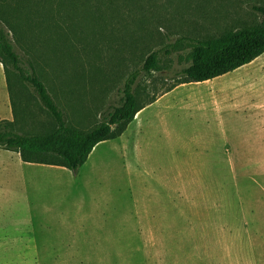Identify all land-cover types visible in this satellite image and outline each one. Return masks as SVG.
<instances>
[{
    "label": "rangeland",
    "instance_id": "obj_1",
    "mask_svg": "<svg viewBox=\"0 0 264 264\" xmlns=\"http://www.w3.org/2000/svg\"><path fill=\"white\" fill-rule=\"evenodd\" d=\"M255 6L264 0H21L14 31L2 24L86 131L151 53L158 67L134 86L141 104L176 86L198 43L261 24ZM221 79L239 82L247 105L226 113L221 132L199 110L160 104L77 173L0 149V264H264V54ZM8 84L0 63V122L52 129Z\"/></svg>",
    "mask_w": 264,
    "mask_h": 264
},
{
    "label": "trees",
    "instance_id": "obj_2",
    "mask_svg": "<svg viewBox=\"0 0 264 264\" xmlns=\"http://www.w3.org/2000/svg\"><path fill=\"white\" fill-rule=\"evenodd\" d=\"M11 8L7 9L10 10L8 14L0 11V63L5 69L8 86L12 93L16 89V95L35 98L52 118L54 126L43 133H23L17 131L15 122L1 121L0 149L19 154L24 163L58 166L77 173L99 144L121 137L137 114L152 103L141 104L134 86L140 72L158 67L159 55L151 53L141 70L129 74L116 105L103 113L101 123L84 131L69 124L66 113L51 95L34 60L17 51L2 23L10 22L11 31H14V25L8 19L20 10L21 0ZM254 10L263 17L261 24L198 43L189 55L190 66L183 70L176 86L216 79L261 57L264 54V7L255 6Z\"/></svg>",
    "mask_w": 264,
    "mask_h": 264
},
{
    "label": "crops",
    "instance_id": "obj_3",
    "mask_svg": "<svg viewBox=\"0 0 264 264\" xmlns=\"http://www.w3.org/2000/svg\"><path fill=\"white\" fill-rule=\"evenodd\" d=\"M221 77L202 83H187L175 86L140 111L127 129L134 125L145 111L163 104L168 110L173 107L179 112L192 113L199 110L202 112L209 132H213L215 123L217 131L221 132L226 127L224 126V123L227 122L226 113L232 115L237 113L239 115L242 110L243 113H246L245 109H247V105L240 103L241 90L239 82L233 79L232 81L217 83V81L222 80Z\"/></svg>",
    "mask_w": 264,
    "mask_h": 264
}]
</instances>
